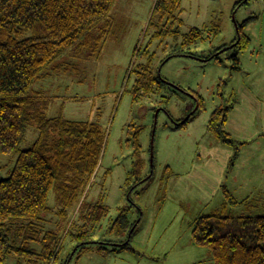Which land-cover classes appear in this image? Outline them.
Listing matches in <instances>:
<instances>
[{
	"label": "rangeland",
	"instance_id": "1",
	"mask_svg": "<svg viewBox=\"0 0 264 264\" xmlns=\"http://www.w3.org/2000/svg\"><path fill=\"white\" fill-rule=\"evenodd\" d=\"M155 1L116 0L107 17L108 34L97 42L96 32L90 46L66 53L30 89L32 97L50 100L48 118L62 114L95 123L106 134L99 167L77 203L63 209L51 192L48 212L34 223L41 238L50 233L56 240V262L50 264H212L209 251L192 240L197 218L224 203L233 216L264 215V0H182L174 25L153 15ZM163 26L178 28V39L155 36ZM237 26L249 35L248 47L203 61L236 39ZM204 27L202 40L180 46L183 35ZM178 50L191 56L168 59ZM173 86L198 97L200 109L193 96ZM235 102L231 126L238 134L231 137L248 143L237 147L234 159V150L212 138L206 126L216 108ZM137 130L143 181L130 190L135 181L129 175L130 140ZM36 136L30 127L20 149H29ZM16 159L0 153V179L8 177ZM225 191L245 203L230 205ZM95 205L108 209L99 224L87 220L89 206ZM123 209L135 222L129 245L97 251L91 243L128 239L131 229L122 235L109 231ZM29 248L41 251L38 243ZM5 264L29 263L11 257ZM32 264L46 262L38 257Z\"/></svg>",
	"mask_w": 264,
	"mask_h": 264
},
{
	"label": "trees",
	"instance_id": "2",
	"mask_svg": "<svg viewBox=\"0 0 264 264\" xmlns=\"http://www.w3.org/2000/svg\"><path fill=\"white\" fill-rule=\"evenodd\" d=\"M115 2L0 0V153L8 157L17 156L8 177L0 179V264H5L11 257L24 259L29 264L38 257L46 264L56 262L52 249L56 240L50 233L41 238L42 231L34 223L48 212L51 192L55 193L56 203L63 209L74 206L96 174L106 146V134L100 126L70 121L62 114L48 118L46 112L50 100L40 95L32 97L29 92L34 82L43 79V74L59 58L68 52L75 55L90 46L96 32L100 33L96 37L97 42L108 34L110 23L107 17ZM181 3L182 0H156L153 15L159 22L165 20L174 25ZM177 29L167 31L163 26L155 36L170 35L177 40L180 36ZM236 30L237 37L232 43L216 49L203 61H218V56L230 49L245 50L249 39L242 34L240 26ZM206 32L205 27L192 28L183 35L180 46L188 48L196 44ZM183 54L189 55L178 50L168 59ZM232 58L237 65L238 59ZM234 69L238 70V67ZM173 87L184 95L193 96L197 110L200 109L202 103L198 97L178 86ZM231 107L216 108L208 119L206 131L222 145L232 148L235 159L239 151L237 147L244 143L234 140L225 130ZM188 120L177 121L176 128L184 126ZM30 127L37 134L36 140L29 149L21 150ZM138 137L139 130L130 140L134 163L129 175L135 178L130 190L136 189L143 181L140 178L143 160L139 154ZM129 179H126V184ZM225 194L230 205L246 201L236 202L228 192ZM228 209L224 203L210 215L197 218L192 230L193 243L209 251L212 264H264V215L233 216ZM127 211L123 209L119 213L109 231L122 235L126 229H135V222L128 221ZM107 215L106 207L89 206L87 220L99 224ZM133 231L131 229L128 239L122 242L91 244L97 245V251L107 253L106 247L128 246ZM32 243L40 244V253L29 248Z\"/></svg>",
	"mask_w": 264,
	"mask_h": 264
},
{
	"label": "crops",
	"instance_id": "3",
	"mask_svg": "<svg viewBox=\"0 0 264 264\" xmlns=\"http://www.w3.org/2000/svg\"><path fill=\"white\" fill-rule=\"evenodd\" d=\"M247 37H248V39H249V43H250V37H249V35H246ZM239 70V69H238ZM236 104V102L232 105V107H231V109H230V111H229V113H228V116H227V121H226V126H225V130H226V132L231 136H236V134H238V131L236 130V129H234L233 128V126H231V116H232V114L234 113V111L237 109V104ZM246 128V127H245ZM245 128L243 127L242 128V130L240 131L239 130V132L240 133H242V132H244L245 131ZM248 143V142H247ZM246 142H244V144L246 145L247 144ZM243 144V145H244Z\"/></svg>",
	"mask_w": 264,
	"mask_h": 264
},
{
	"label": "water",
	"instance_id": "4",
	"mask_svg": "<svg viewBox=\"0 0 264 264\" xmlns=\"http://www.w3.org/2000/svg\"><path fill=\"white\" fill-rule=\"evenodd\" d=\"M234 46H235V44H234ZM196 108H197V107H196ZM192 113H193V112H192ZM192 113H190V115L187 116L186 120L189 119V117L191 116Z\"/></svg>",
	"mask_w": 264,
	"mask_h": 264
}]
</instances>
